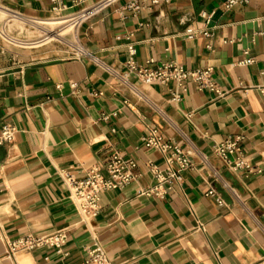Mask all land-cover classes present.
Masks as SVG:
<instances>
[{
    "label": "crops",
    "instance_id": "obj_1",
    "mask_svg": "<svg viewBox=\"0 0 264 264\" xmlns=\"http://www.w3.org/2000/svg\"><path fill=\"white\" fill-rule=\"evenodd\" d=\"M128 1L85 21L73 35L74 51L63 55L39 47L49 42L42 41L49 0H0L3 25L43 28L38 39L23 41L3 27L22 45L0 33V130L7 122L17 129L12 143L0 144V264H77L94 243L109 264H264V0L231 9L224 0H172L137 13ZM129 41L140 64L153 57L155 64L213 66L227 94L198 90L190 80L185 89L133 74L122 82L113 71L126 69ZM247 57L254 62L239 64ZM151 126L193 162L180 182L165 183L162 196L142 193L157 183L148 163L166 165L144 144ZM228 136H242L249 168L233 170L214 152ZM115 150L136 160V178L104 190L100 214L85 218L64 176L81 178L92 166L106 173ZM59 229L67 234L61 251L41 246L7 255L9 239Z\"/></svg>",
    "mask_w": 264,
    "mask_h": 264
},
{
    "label": "built area",
    "instance_id": "obj_2",
    "mask_svg": "<svg viewBox=\"0 0 264 264\" xmlns=\"http://www.w3.org/2000/svg\"><path fill=\"white\" fill-rule=\"evenodd\" d=\"M49 1L51 4V16L63 18L66 23L76 25L79 28L85 21L118 0H96L93 2H89V0ZM170 1L172 0H129L126 3V8L137 13L146 4L152 5ZM249 1L224 0L223 5L226 9H231L236 5L246 4ZM199 31L205 36L212 35L209 30ZM196 32H191L188 36L192 38ZM126 49V69L122 73L113 71L122 82H127L128 77L133 74L145 83L160 82L167 84L174 81L182 89L186 88L185 83L190 80L196 84L198 90L214 92L218 97L225 96L228 92L219 86L214 75V67L211 65L200 68H188L176 61L155 64L156 59L153 57L149 58L145 64H140L136 59L137 49L135 42L129 41L126 44ZM252 62H254V59L247 57L241 60L239 64H251ZM71 85L73 88L77 87L74 82ZM60 86L61 84H58V87ZM175 94L178 96V92H175ZM16 131L14 124L5 123L0 130V144L12 143L15 139ZM241 140L242 136H228L213 146L214 152L222 157L233 170L250 167L240 155ZM143 141L147 147L154 148L163 154L166 165L165 171H162L155 163H148L149 170L157 180V183L147 187L142 193L162 196L166 192L165 183L180 182L183 179V173L193 168L190 152L179 143L167 139L155 126L147 129ZM236 153L237 156L232 158L231 156ZM136 167L137 162L134 158L126 157L115 150L111 153L105 165L106 173H103L99 166H92L81 178L66 174L64 179L69 187L70 197L77 204L82 216L94 218L100 214L102 209V192L106 189H122L130 184L136 178ZM208 193L213 194L214 190H209ZM218 202L222 204L223 200L218 198ZM66 241L67 234L64 229L55 230L49 234L27 233L7 241V255L14 257L19 249H33L41 246H50L61 251ZM85 249L87 252L86 257L77 264H109L108 254L101 244L94 243L86 246Z\"/></svg>",
    "mask_w": 264,
    "mask_h": 264
},
{
    "label": "rangeland",
    "instance_id": "obj_3",
    "mask_svg": "<svg viewBox=\"0 0 264 264\" xmlns=\"http://www.w3.org/2000/svg\"><path fill=\"white\" fill-rule=\"evenodd\" d=\"M52 17H54V16H51L48 18H52ZM10 24H11V22L7 23V25L4 24L5 25L4 26L2 23H0V33L8 41H10L16 45H22V44H17L13 40H11L9 37H7L3 33V27L6 28V30L9 32L10 36L17 37L23 41H27L30 39H38L40 37V35L43 33V32H41L43 30V28H41V27L39 28V29H41V30H39L40 32L38 30L34 31L35 28L32 27L31 24H26L24 26H12ZM47 26L53 31L62 32L64 30V28L62 29L63 24L62 25L50 24ZM64 38L67 39L68 41L69 40L73 41L72 43H75V38L71 33L64 34ZM71 41L65 42V41H61L57 38H53L48 43H45L43 45H39V47L40 46L51 47L53 50H55L59 54L67 55V54H72V52L74 51V47L72 46Z\"/></svg>",
    "mask_w": 264,
    "mask_h": 264
},
{
    "label": "bare ground",
    "instance_id": "obj_4",
    "mask_svg": "<svg viewBox=\"0 0 264 264\" xmlns=\"http://www.w3.org/2000/svg\"><path fill=\"white\" fill-rule=\"evenodd\" d=\"M48 24L49 25L50 24H57V25L63 24L62 29L64 28V30L62 32H59V31H53L50 28H47L45 31V34L42 36V41H50L53 38H57L61 41L70 42L64 38V34L71 33L72 35H74V33L78 30V26L66 23V20L63 18L53 17L51 21H49Z\"/></svg>",
    "mask_w": 264,
    "mask_h": 264
}]
</instances>
